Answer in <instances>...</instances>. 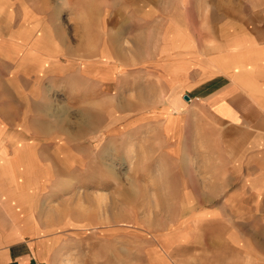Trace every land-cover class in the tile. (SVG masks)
I'll return each instance as SVG.
<instances>
[{"label":"crops","instance_id":"0c3cea01","mask_svg":"<svg viewBox=\"0 0 264 264\" xmlns=\"http://www.w3.org/2000/svg\"><path fill=\"white\" fill-rule=\"evenodd\" d=\"M110 55L115 92L122 56L158 57L131 65L140 74L130 80L166 90L179 131L168 152L179 161L190 158L185 119L208 130L199 145L208 171L193 180L201 185L193 226L207 239L193 248L194 264H264V240L240 235L264 233V0H0V264L55 263L49 233L58 222L42 224L43 194L52 168L70 166L72 147L56 143L51 120L92 76L104 90L107 70L85 57ZM150 112L147 121L164 119Z\"/></svg>","mask_w":264,"mask_h":264},{"label":"rangeland","instance_id":"374dc122","mask_svg":"<svg viewBox=\"0 0 264 264\" xmlns=\"http://www.w3.org/2000/svg\"><path fill=\"white\" fill-rule=\"evenodd\" d=\"M96 39L90 40L91 47L98 48ZM85 58L98 71L107 70L110 79L99 92L92 76L84 89L74 91L73 104L65 110L59 106L53 114L58 118L51 120L50 129L58 133L56 143L72 147L67 152L71 167L58 161L59 167L52 168L57 173L49 183V196L43 194L49 210L43 211L42 224L58 222L49 233L58 245L53 264H194L193 248L204 246L202 239H207L193 226L201 223L195 215L201 185L193 180L195 174L208 171L199 167L205 156L199 145L209 143L208 130L199 121L195 127L192 119H185L183 142L190 158L179 161L168 152L175 148L179 131L177 115L167 113L162 103L166 90L158 83L130 80L140 74L131 72V65L140 68L158 57L122 56L123 81L117 92L111 82L114 57ZM146 111L162 113L164 119L151 123L144 118ZM181 176L185 183H180ZM240 235L251 245L264 240V233Z\"/></svg>","mask_w":264,"mask_h":264},{"label":"water","instance_id":"95a60500","mask_svg":"<svg viewBox=\"0 0 264 264\" xmlns=\"http://www.w3.org/2000/svg\"><path fill=\"white\" fill-rule=\"evenodd\" d=\"M183 99H184V100H186V99H187V97H186V96H184V97H183Z\"/></svg>","mask_w":264,"mask_h":264}]
</instances>
